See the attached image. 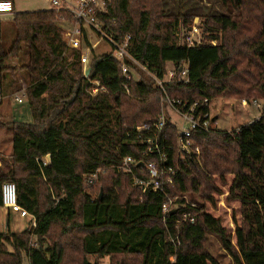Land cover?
I'll use <instances>...</instances> for the list:
<instances>
[{
	"label": "trees",
	"instance_id": "1",
	"mask_svg": "<svg viewBox=\"0 0 264 264\" xmlns=\"http://www.w3.org/2000/svg\"><path fill=\"white\" fill-rule=\"evenodd\" d=\"M222 1L241 17L208 19V39L218 43L189 47L190 17L168 15L161 0H111L99 20L116 42L131 36L128 53L147 71L94 51L88 78L81 51L67 47L59 25L69 13L14 15L11 46L0 44V94L20 92L7 63L23 62L32 121L10 122L0 209L2 187L12 182L36 226L20 233L0 229V264H93L91 257H108L110 264H220L206 248L208 235L219 239L233 264H264V0ZM124 63L133 69L131 81ZM91 81L105 91L92 95ZM225 97L260 101L261 117L231 132L194 131L199 153L184 157L179 128L169 119L160 134L154 127L137 131L159 122L165 102L182 111L197 103L208 113L205 100L210 105ZM156 135L173 182L144 193L131 181L149 179L143 166L126 173L122 164L130 157L162 168L159 155H143L145 141ZM95 174L98 197L88 190ZM174 197L196 207L163 215L164 201ZM184 212L195 221L177 226Z\"/></svg>",
	"mask_w": 264,
	"mask_h": 264
},
{
	"label": "built area",
	"instance_id": "2",
	"mask_svg": "<svg viewBox=\"0 0 264 264\" xmlns=\"http://www.w3.org/2000/svg\"><path fill=\"white\" fill-rule=\"evenodd\" d=\"M51 3V8L56 11H64L71 15V19H61L59 20V25L63 30V37L67 44V47L70 49H76L81 51L80 61L83 65L84 75L88 69H90V59L94 51L102 44V42L107 41L113 48L114 56L120 61H130L134 65L138 66L143 71H147L145 67L139 65L128 53L129 43L131 41V36L127 35L122 42H116L113 38V35L109 32L108 26L103 24L98 16L106 12L108 4L111 0H49ZM14 13L13 3L9 0H0V15H11ZM197 29L194 28L191 33H189L184 40V44L187 46H193L196 42L201 44L202 42L196 39ZM94 38H98L97 42H93ZM216 45V44H214ZM122 72L126 77L127 81L133 79L132 74H134L133 69L127 63H124L122 66ZM186 72H183L185 75ZM86 76V75H85ZM174 76L173 71L169 72L168 78L171 79ZM86 76V78H88ZM158 84L162 87V81L157 80ZM92 95H96L100 91H105V88L100 87L99 81H91ZM25 96V91H22ZM16 101L21 104L23 100L19 97L16 98ZM248 104L247 101H243ZM174 110H176L184 120V128L179 132V147L184 152L189 147L193 141L192 135L194 131H205L209 132L212 129H216V123L213 122L211 112L203 113L198 111V104L195 103L191 107L187 108V104H181L178 102V105H182L183 109L187 108L186 111L180 110L181 108H176L172 102H167ZM252 104L259 106V102L252 101ZM205 106H210L209 101H204ZM165 124V118L160 117V120L154 126L143 125L137 127V131L141 134L144 131H152L153 127L160 134ZM158 135L153 138H148L145 142L148 144L147 149L144 151L143 155L157 154L159 155L162 168L159 167L157 162L143 163L142 161H136L133 158H125L122 164V169L126 173H132V167L135 165L143 166L144 172L148 173L149 179L143 180L140 178L134 177L135 184L138 185L142 191L145 193L147 190L152 189L153 191H162L164 182L172 184L173 180V170L172 168L163 167V164L166 163L167 157L162 152ZM163 163V164H162ZM165 166V165H164ZM97 179V175H92L89 184H93ZM2 208L9 211L10 213H16L20 218L30 217L29 213L21 208L18 204L17 198V187L14 183L8 182L5 183L2 187ZM185 205H190L196 207L195 204H191L186 201L185 203L180 202L179 197L167 198L162 205L163 215H172L171 213L176 210L177 213L179 209ZM176 213V214H177ZM187 221L193 223L195 218L190 213H183L180 218H177L174 223L179 226ZM35 220L31 222V227H35Z\"/></svg>",
	"mask_w": 264,
	"mask_h": 264
},
{
	"label": "rangeland",
	"instance_id": "3",
	"mask_svg": "<svg viewBox=\"0 0 264 264\" xmlns=\"http://www.w3.org/2000/svg\"><path fill=\"white\" fill-rule=\"evenodd\" d=\"M17 3L19 5L18 10H21V13L39 12L51 8V3L49 0H17ZM161 3L163 11H165L170 16L183 15L185 17H190L192 22L190 26H188L189 32L185 35V37L191 33L194 28H196L198 31L196 39L202 43L210 42L208 39V37H210V32L206 31V22L208 19L217 16H229L238 19L241 17L239 10H235L231 3L228 2L225 4L222 0H161ZM98 40V38H94L93 42L95 43ZM12 41L10 43H6V40L3 42V45L7 48V50L10 48ZM210 43L214 45L218 42L212 41ZM96 53L114 54V51L112 46L107 41H104L97 48ZM22 65L23 62L15 58H11L7 63V66L16 72V78H12L14 82L13 87H19L20 92L16 93L15 95L0 94V165L2 159H8L12 153V135L9 131L10 122H12V120L24 122L32 121L28 101L22 93V91H25L27 88V84L23 79L24 72L22 71ZM168 68L170 71H173L171 65H169ZM6 75H9V73ZM7 77V82H10V77ZM17 97L21 98L23 103L19 104L16 101ZM244 100L245 99L243 98L231 99L229 97H225L211 102L210 112L213 120L216 123V129L223 132H231L246 124L252 123L261 117L260 101L259 106H255L252 104V101H248L246 99L248 103L246 104L243 102ZM162 116L167 120L169 119L172 123H175L178 126L180 132L184 128V120L182 119V116L167 102H165ZM195 142V140L192 141L190 147L184 151V157L193 153V151L199 153V147H196ZM131 181L135 183L134 178H132ZM98 184L99 183L97 182L94 187H87L88 190H91V193L94 195V197H98L99 195ZM34 220L35 219L32 216L22 219L18 214L11 213V231L18 233L23 232L31 227V222ZM4 221L5 219L3 220V223H1V229L7 232L8 229L4 226ZM206 248L220 264H233L231 257L224 250L219 239L215 236H207ZM91 262L93 264H110V259L106 257L97 260L96 258L91 257Z\"/></svg>",
	"mask_w": 264,
	"mask_h": 264
},
{
	"label": "crops",
	"instance_id": "4",
	"mask_svg": "<svg viewBox=\"0 0 264 264\" xmlns=\"http://www.w3.org/2000/svg\"><path fill=\"white\" fill-rule=\"evenodd\" d=\"M14 3V13L11 15H0V44H3V42L6 40V43H10L13 40V37L15 35L14 27L12 25V21L14 19V15L16 13H21V10H18V3L17 0H10ZM52 8H48V10H51ZM25 13V12H23ZM5 214V216H4ZM4 221V226L7 227L8 231H11V213H9L7 210L1 208L0 209V229H1V223ZM2 230V229H1ZM3 233H6V231H3ZM12 232V231H11ZM18 233V232H13Z\"/></svg>",
	"mask_w": 264,
	"mask_h": 264
},
{
	"label": "water",
	"instance_id": "5",
	"mask_svg": "<svg viewBox=\"0 0 264 264\" xmlns=\"http://www.w3.org/2000/svg\"><path fill=\"white\" fill-rule=\"evenodd\" d=\"M89 73H90V69H88V70L86 71L85 75L88 76ZM102 195H103V191L101 190V192H100V197H102ZM176 213H177V211L174 210L171 214H172V215H175Z\"/></svg>",
	"mask_w": 264,
	"mask_h": 264
}]
</instances>
